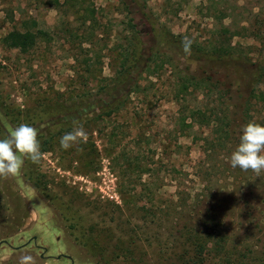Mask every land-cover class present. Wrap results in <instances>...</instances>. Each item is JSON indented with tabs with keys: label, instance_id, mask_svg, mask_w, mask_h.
I'll list each match as a JSON object with an SVG mask.
<instances>
[{
	"label": "rangeland",
	"instance_id": "obj_1",
	"mask_svg": "<svg viewBox=\"0 0 264 264\" xmlns=\"http://www.w3.org/2000/svg\"><path fill=\"white\" fill-rule=\"evenodd\" d=\"M34 21L48 33L34 51L23 55L3 47L5 36L34 29ZM224 26L240 34L233 45L245 53L244 78L234 63L215 71L169 42L187 36L208 45ZM131 46L138 55L130 65L146 72L127 108L90 127L83 122L87 142L64 150L58 138L41 148L40 164L26 159L18 175L0 179V264H18L25 254L36 264H182L185 247L172 242L185 225L203 224L208 211L224 219L222 230L240 245L247 264H264V171L258 176L237 167L236 173L231 154L218 156L226 167L217 164L213 192L206 191L195 212L147 215L149 208L176 206L185 180L194 199L205 192L203 138L211 130L196 127L183 137L179 72L223 82L214 100L233 108V138H239L233 151L238 147L249 97L245 82L254 66L264 68V0H0V139L20 124L34 127L39 141L70 132L62 125L47 131L51 107L87 95L107 99ZM152 48L160 54L149 73ZM203 100L209 99L188 96L192 108ZM249 108L263 125L264 99ZM93 116L86 112L82 119ZM206 264L222 263L212 257Z\"/></svg>",
	"mask_w": 264,
	"mask_h": 264
},
{
	"label": "trees",
	"instance_id": "obj_2",
	"mask_svg": "<svg viewBox=\"0 0 264 264\" xmlns=\"http://www.w3.org/2000/svg\"><path fill=\"white\" fill-rule=\"evenodd\" d=\"M132 22V21H131ZM133 27L135 26L129 24ZM34 29H27L26 31L13 30L7 36H5L1 43L4 48L8 50L18 51L23 55H28L34 51L41 40L48 36V33L39 28L37 22H33ZM240 35L239 32H232L230 28L224 26L213 39V42L206 44L192 43L191 54H185L181 47L180 37H173L169 40L170 43H174L182 51L184 56L193 57L198 62L208 61L212 69L217 71V69H226L225 65L229 63H234L238 70L237 74L241 78H244L243 74L239 71L243 70L242 67L244 63L245 53H242L241 46H234L233 39L235 36ZM134 47H129L126 49L125 53L122 55L121 69L117 72L113 88L107 91L105 94L107 99H103L102 95H97L98 99L96 101L92 100V97L82 98V100H72L69 103L57 102L54 107H51L52 116L47 121L48 132L50 126L62 125V129L66 131H71L73 127V121L78 120L84 125L90 127L93 121H99L103 119H110L116 114L121 113L127 108L128 103L131 101V96L141 90L140 80L142 74L146 72L143 71L139 73L136 68V64L131 66L130 63L134 60L137 62L136 58L138 55L137 51H133ZM160 52H157L154 48L151 49L150 58L147 64V72L151 73L152 64L158 59ZM168 65L171 66L170 62ZM226 67V66H225ZM255 70L248 77L247 81V91L249 97L247 99L246 109L241 112L240 118L243 119L244 124L248 122H254V118L251 116V108L247 110L248 105L253 102V100L264 99V92H262V87H264V68L260 66H254ZM228 72H233L227 70ZM138 74V78L136 75ZM218 73V72H217ZM220 73V72H219ZM230 77L229 74L225 75ZM136 77V78H135ZM211 80V79H209ZM209 80L199 79L194 73L189 71H181L177 77L178 93L176 94V101L179 104V122L182 128V135L184 138L191 137L194 133L196 127H206L210 129L211 132L209 136L203 138L205 144L203 145V152L205 155V160L201 161V181L205 183L204 191L199 194L195 199L191 196L189 188L186 186V180L181 186L178 197L179 202L176 206H169L167 210H159L157 212L154 208L147 209V215L157 217L158 213L163 216L168 215L169 211H181L178 214H186L190 212H195L199 202L202 198L207 197V192H213V185L211 178L213 175V170L219 164L222 167H226L223 163L218 162V156L229 157L233 152L234 142L239 139L237 137L233 138V121L232 116L233 108L230 104L220 103L218 100L219 95H222V91L219 90L218 85H223V82L218 80L215 84H210ZM249 82V83H248ZM230 94V90L228 89ZM197 94L205 95L208 101H199L196 108H192L188 102V96H197ZM199 100V99H197ZM50 109V108H49ZM47 111V110H46ZM88 112V114L94 115L92 118H88L84 121L82 115ZM236 115V114H235ZM56 121V123H55ZM258 123V122H256ZM264 123V122H263ZM264 125V124H263ZM61 127V126H60ZM242 135V132L239 133ZM60 135H53L41 137L40 141L44 139L42 143V149L45 146H50L52 143H57V139L61 138ZM198 139V138H197ZM240 142V140H239ZM229 153V154H228ZM236 173L239 169L235 168ZM184 174V173H183ZM186 175V174H184ZM243 185V187H242ZM244 182L239 184L241 194L246 190L244 187ZM150 184L147 183V191ZM182 187H186L183 190ZM232 187H234L232 185ZM193 202V203H192ZM204 215L203 224H198L196 226L185 225L180 232L179 240L172 242L173 245H183L185 248L184 255L182 257V264H206L209 258L215 257L219 259L222 264H247L245 254H241L239 251L240 245L234 244V240L228 235L224 230H222V225L224 219L212 214V212H207ZM240 240V239H239ZM241 242V240H240ZM161 243V242H160ZM187 256L192 257L190 261H187Z\"/></svg>",
	"mask_w": 264,
	"mask_h": 264
},
{
	"label": "clouds",
	"instance_id": "obj_3",
	"mask_svg": "<svg viewBox=\"0 0 264 264\" xmlns=\"http://www.w3.org/2000/svg\"><path fill=\"white\" fill-rule=\"evenodd\" d=\"M191 45L192 40L185 36L181 41L185 54H191ZM87 139L88 133L83 124L74 120L72 130L64 133L59 143L62 149L68 150L87 142ZM43 158L37 130L28 124H20L0 139V179L7 180L18 175L26 159L40 164ZM230 165L242 171L251 170L258 176L264 171V125L248 122L242 127L240 143L230 156ZM18 264H36V260L32 255L25 254L19 257Z\"/></svg>",
	"mask_w": 264,
	"mask_h": 264
},
{
	"label": "water",
	"instance_id": "obj_4",
	"mask_svg": "<svg viewBox=\"0 0 264 264\" xmlns=\"http://www.w3.org/2000/svg\"><path fill=\"white\" fill-rule=\"evenodd\" d=\"M37 240H38V238H35V239H34V241H35L36 243H37ZM67 258H69L70 260H72L71 257H67ZM59 259H60V258H59Z\"/></svg>",
	"mask_w": 264,
	"mask_h": 264
},
{
	"label": "flooded vegetation",
	"instance_id": "obj_5",
	"mask_svg": "<svg viewBox=\"0 0 264 264\" xmlns=\"http://www.w3.org/2000/svg\"><path fill=\"white\" fill-rule=\"evenodd\" d=\"M36 243V242H35Z\"/></svg>",
	"mask_w": 264,
	"mask_h": 264
}]
</instances>
